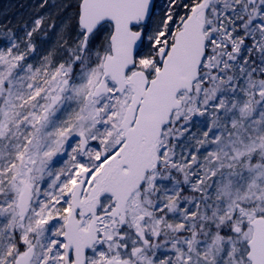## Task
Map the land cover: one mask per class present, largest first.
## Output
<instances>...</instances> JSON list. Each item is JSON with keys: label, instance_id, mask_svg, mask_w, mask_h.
I'll return each mask as SVG.
<instances>
[{"label": "snow or ice", "instance_id": "obj_1", "mask_svg": "<svg viewBox=\"0 0 264 264\" xmlns=\"http://www.w3.org/2000/svg\"><path fill=\"white\" fill-rule=\"evenodd\" d=\"M0 9V264H264V0Z\"/></svg>", "mask_w": 264, "mask_h": 264}, {"label": "trees", "instance_id": "obj_2", "mask_svg": "<svg viewBox=\"0 0 264 264\" xmlns=\"http://www.w3.org/2000/svg\"><path fill=\"white\" fill-rule=\"evenodd\" d=\"M32 0H0V9H7L11 14L26 12V8H21L20 5H28Z\"/></svg>", "mask_w": 264, "mask_h": 264}]
</instances>
